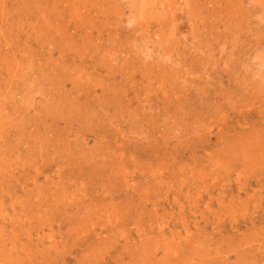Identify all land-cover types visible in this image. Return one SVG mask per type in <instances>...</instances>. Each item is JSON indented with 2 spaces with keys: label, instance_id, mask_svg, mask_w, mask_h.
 <instances>
[{
  "label": "rangeland",
  "instance_id": "obj_1",
  "mask_svg": "<svg viewBox=\"0 0 264 264\" xmlns=\"http://www.w3.org/2000/svg\"><path fill=\"white\" fill-rule=\"evenodd\" d=\"M0 1V264H264V0Z\"/></svg>",
  "mask_w": 264,
  "mask_h": 264
},
{
  "label": "bare ground",
  "instance_id": "obj_2",
  "mask_svg": "<svg viewBox=\"0 0 264 264\" xmlns=\"http://www.w3.org/2000/svg\"><path fill=\"white\" fill-rule=\"evenodd\" d=\"M3 1H4V0H3ZM10 1H11V0H10ZM12 1H15V0H12ZM29 1H30V0H29ZM33 1H34V0H33ZM56 1H57V0H56ZM61 1H62V0H61ZM61 1H60V2H61ZM65 1H66V0H65ZM145 1L147 2V0H145ZM155 1H156V0H155ZM218 1H219V0H218ZM220 1H221V0H220ZM222 1H223V0H222ZM0 2H1V1H0ZM24 2H25V1H24ZM27 2H28V1H27ZM31 2H32V1H31ZM47 2H48V1H47ZM151 2H152V1H151ZM206 2H207V1H206ZM208 2H209V0H208ZM11 3H12V2H11ZM20 3H21V2H20ZM38 3H39V5H41L40 2H38ZM42 3H43V2H42ZM45 3H46V2H45ZM54 3H55V1H54ZM67 3H68V2H67ZM143 3H144V2H143ZM168 3H169V2H168ZM171 3H172V2H171ZM9 4H10V3H9ZM27 4H28V3H27ZM27 4H26V5L24 4V5L27 6ZM35 4H36V2H35ZM76 4H77V3H76ZM169 4H170V3H169ZM173 4H174V3H173ZM208 4H209V3H208ZM214 4H215V3H214ZM1 5H3L2 2H1ZM10 5H11V4H10ZM13 5H14V4H13ZM21 5H23V2H22ZM24 5H23V6H24ZM29 5H31V3L28 4V6H29ZM43 5H44V4H43ZM47 5H48V4H47ZM52 5H53V4H52ZM52 5H51V6H52ZM56 5L58 6L57 3L55 4V6H56ZM147 5H148V4H147ZM149 5H150V4H149ZM225 5H226V4H225ZM16 6L18 7V5H16ZM36 6H37V5H36ZM55 6L53 5V6L51 7V10H52V8L55 7ZM59 6H60V3H59ZM59 6H58V7H59ZM171 6H172V5H171ZM174 6H175V5H174ZM219 6H220V5H219ZM14 7H15V6H14ZM60 7H61V6H60ZM60 7H59V8H60ZM142 7H143V6H142ZM213 7H215V6L213 5ZM45 8H46V7H45ZM171 8H173V7H171ZM226 8H227V7H225V9H226ZM21 9H22V8H21ZM23 9H24V7H23ZM23 9H22V11H24ZM25 9H26V8H25ZM139 9H140V7H139ZM167 9H170V8H167ZM19 10H20V8H19ZM44 10H45V9H43V11H44ZM46 10H50V9H47V8H46ZM51 10H50V11H51ZM151 10H152V9H151ZM211 10H212V9H210V11H211ZM213 10H215V9H213ZM213 10H212V11H213ZM217 10H218V9H217ZM223 10H224V9H223ZM31 11H32V10H31ZM50 11H49V12H50ZM56 11H58V10H56ZM208 11H209V10H208ZM221 11H222V10H221ZM13 12H14V11H13ZM25 12H26V11H25ZM28 12H29V11H28ZM152 12H153V11H152ZM222 12H223V11H222ZM4 13H5V12H4ZM4 13H3V14H4ZM44 13H45V12H44ZM50 13H51V12H50ZM50 13H49V14H50ZM52 13H53V12H52ZM63 13H64V11H63ZM213 13H214V11H213ZM217 13H219V12H217ZM16 14H17V13H16ZM26 14H27V12H26ZM28 14H29V13H28ZM30 14H31V13H30ZM35 14H36V12H35ZM40 14H41V13H40ZM59 14H60V13H59ZM75 14H76V13H75ZM168 14H170V13H168ZM198 14H199V13H198ZM22 15H23V14H22ZM52 15H53V14H52ZM68 15H69V14H68ZM145 15H146V14H145ZM214 15H215V14H214ZM219 15H220V13H219ZM3 16H4V15H3ZM6 16H7V15H6ZM8 16H10V15H8ZM38 16H39V15H38ZM41 16H42V14H41ZM71 16H72V15H71ZM47 17H48V16H47ZM57 17H58V16H57ZM72 17H75V16H72ZM188 17H189V16H188ZM210 17H211V16H210ZM218 17H220V16H218ZM48 18H49V17H48ZM75 18H76V17H75ZM146 18H147V17H146ZM146 18H145V19H146ZM215 18H216V17H215ZM5 19H6V18H5ZM41 19H42V18H41ZM130 19H131V18H130ZM147 19H148V18H147ZM150 19H151V18H150ZM153 19H154V18H153ZM176 19H177V18H176ZM3 20H4V19H3ZM71 20L74 21L73 19H71ZM157 20H158V19H157ZM10 21H11V20H10ZM15 21H16V20H15ZM18 21H19V20H18ZM34 21H35V20H34ZM45 21H46V20H45ZM51 21H52V20H51ZM155 21H156V20H155ZM1 22H2V21H1ZM19 22H21V20H20ZM150 22H151V20H150ZM152 22H153V21H152ZM152 22H151V23H152ZM39 23H40V22H39ZM44 23H45V22H44ZM72 23H73V22H72ZM10 24H11V23H10ZM12 24H13V22H12ZM23 24H24V23H23ZM23 24H21V25H23ZM47 24H48V23H47ZM4 25H5V24H4ZM34 25H35V22H34ZM48 25H49V24H48ZM75 25H76V24H75ZM159 25H160V23H159ZM7 26H8V25H7ZM7 26H6V27H7ZM15 26H16V25H15ZM18 26H19V25H18ZM35 26H37V25H35ZM38 26H39V25H38ZM38 26H37V27H38ZM40 26H41V25H40ZM44 26H45V24H44ZM145 26H146V22H145ZM153 26L155 27V25H153ZM177 26H178V25H177ZM3 27H4V26H3ZM12 27H13V25H12ZM41 27H42V26H41ZM48 27H49V26H48ZM52 27H53V26H52ZM75 27H76V26H75ZM263 27H264V26H263ZM13 28H14V27H13ZM20 28H22V27H19V29H20ZM55 28H56V27H55ZM149 28H150V27H149ZM155 28H157V27H155ZM56 29H57V28H56ZM157 29H158V28H157ZM42 30H43V28H42ZM190 30H191V29H190ZM0 31H1V30H0ZM6 31H7V30H6ZM12 31H15V30L13 29ZM23 31H24V29H23ZM27 31H28V30H27ZM197 31H198V30H197ZM199 31H200V30H199ZM7 32H8V31H7ZM36 32H37V31H36ZM45 32H46V31H45ZM193 32H194V31H193ZM3 33H6V32H3ZM39 33H40V32H39ZM158 33H160V32H158ZM13 34L15 35L14 32H13ZM13 34H12V35H13ZM25 34H26V33H25ZM29 34H30V33H29ZM0 35H2V34H0ZM3 35H4V34H3ZM8 35H9V34H8ZM34 35H35V34H34ZM39 36H40V35H39ZM39 36H38V37H39ZM42 36H43V35H42ZM160 36H161V35H160ZM222 36H223V34H222ZM230 36H231V35H230ZM11 37H12V36H11ZM20 37H21V36H20ZM25 37H26V36H25ZM240 37H241V36H240ZM13 38H14V37H13ZM13 38H12V39H13ZM159 38H161V37H159ZM5 39H6V36H5ZM22 39H23V37H22ZM44 40H45V39H44ZM10 41H11V40H10ZM39 41H40V40H39ZM5 42H7V41L5 40ZM5 42H4V43H5ZM28 42H29V41H28ZM30 42H31V41H30ZM205 43H206V42H205ZM5 44H8V43H5ZM33 44H34V41H33ZM198 44H199V43H198ZM228 44H229V43H228ZM0 45H1V44H0ZM30 45H31V44H30ZM1 46H2V45H1ZM41 46H42V45H41ZM43 46H44V44H43ZM229 46H230V45H229ZM230 47H231V46H230ZM7 51H8V49H7ZM211 53H212V52H211ZM2 57H4V56H2ZM9 58H10V57H9ZM3 61H4V60H3ZM3 61H2V62H3ZM4 62H5V61H4ZM39 142H40V141H39ZM3 145H4V144H3ZM28 149H29V148H28ZM4 150H5V149H4ZM6 151H7V149H6ZM6 151H5V152H6ZM3 155H4V154H3ZM11 155H12V154H11ZM4 156H6V155H4ZM2 157H3V156H2ZM5 158H6V157H5ZM8 159H9V158H8ZM30 166H31V165H30ZM7 167H8V166H7ZM15 168H16V167H15ZM18 168H19V167H18ZM8 169H9V168H8ZM0 170H1V169H0ZM4 170H5V169H4ZM12 170H13V169H12ZM12 170L10 169V171H12ZM14 171H15V170H14ZM17 171H18V170H17ZM20 172H21V171H20ZM11 173H12V172H10V174H11ZM15 173H16V172H15ZM0 175H2V174H0ZM12 175H13V174H12ZM7 176L9 177L10 175H7ZM1 177H2V176H1ZM11 177H12V176H11ZM11 177H10V178H11ZM2 178H3V177H2ZM5 178H6V177H5ZM15 178H17V177H14L13 179H15ZM0 181H1V180H0ZM7 193H8V192H7ZM8 194H9V193H8ZM9 195H10V194H9ZM10 198H12V197L10 196ZM10 198H9V199H10Z\"/></svg>",
  "mask_w": 264,
  "mask_h": 264
}]
</instances>
